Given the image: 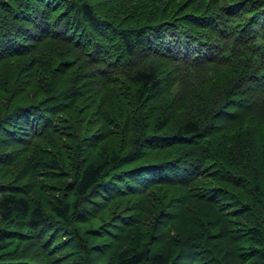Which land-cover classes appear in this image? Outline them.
Here are the masks:
<instances>
[{"label":"trees","instance_id":"1","mask_svg":"<svg viewBox=\"0 0 264 264\" xmlns=\"http://www.w3.org/2000/svg\"><path fill=\"white\" fill-rule=\"evenodd\" d=\"M0 264H264V0H0Z\"/></svg>","mask_w":264,"mask_h":264}]
</instances>
